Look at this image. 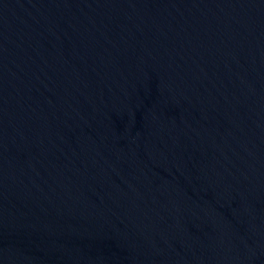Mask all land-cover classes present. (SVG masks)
<instances>
[{"label":"water","instance_id":"water-1","mask_svg":"<svg viewBox=\"0 0 264 264\" xmlns=\"http://www.w3.org/2000/svg\"><path fill=\"white\" fill-rule=\"evenodd\" d=\"M0 264H264V0H0Z\"/></svg>","mask_w":264,"mask_h":264}]
</instances>
